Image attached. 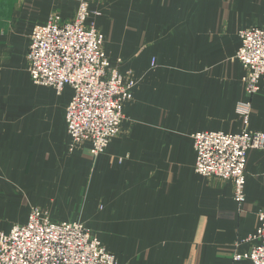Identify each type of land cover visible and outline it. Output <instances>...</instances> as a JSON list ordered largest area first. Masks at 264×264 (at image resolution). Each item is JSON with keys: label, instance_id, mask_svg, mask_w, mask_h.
Here are the masks:
<instances>
[{"label": "crops", "instance_id": "1", "mask_svg": "<svg viewBox=\"0 0 264 264\" xmlns=\"http://www.w3.org/2000/svg\"><path fill=\"white\" fill-rule=\"evenodd\" d=\"M81 1L0 0V234L39 209L81 223L118 264H254L237 256L264 209V149L247 152L241 206L232 182L195 171L193 135L264 132V82L250 97L236 59L264 0H91L112 67L137 79L122 134L96 158L89 143L69 150L73 89L35 85L27 64L34 28ZM107 1L131 7L119 18Z\"/></svg>", "mask_w": 264, "mask_h": 264}, {"label": "built area", "instance_id": "2", "mask_svg": "<svg viewBox=\"0 0 264 264\" xmlns=\"http://www.w3.org/2000/svg\"><path fill=\"white\" fill-rule=\"evenodd\" d=\"M89 3L82 0L73 18L53 13L38 24L27 52L28 72L35 85L61 94L66 87L74 96L66 111L69 150L89 143L93 158L103 154L111 139L122 133L125 104L133 100L135 82L113 68L104 45L105 36L88 25ZM236 59L243 65V83L251 97L264 82V27L240 32ZM124 120V121H123ZM195 171L206 178L233 183L236 202H245L246 156L250 149H264V132L240 134L199 132L193 135ZM256 232L248 238L251 249L237 259L264 264V209ZM0 264H118L99 238L79 222L53 221L35 209L26 224L0 234Z\"/></svg>", "mask_w": 264, "mask_h": 264}, {"label": "rangeland", "instance_id": "3", "mask_svg": "<svg viewBox=\"0 0 264 264\" xmlns=\"http://www.w3.org/2000/svg\"><path fill=\"white\" fill-rule=\"evenodd\" d=\"M88 1V3H89V11L91 12V10H90V4H91V0H87ZM112 4V3H111ZM105 6V5H104ZM131 7V5L130 4H127V3H118V2H115V3H113L112 5H110V2L109 1H107V3H106V7L105 8H107V11L108 10H110L111 11V14H115L117 17H119V18H121V12L122 11H124L125 9H127V8H130ZM76 14V13H75ZM91 14H92V12H91ZM90 14V15H91ZM111 16H113V15H111ZM74 17V16H73ZM88 21V20H87ZM88 24V23H87ZM89 25V24H88ZM90 25H92V24H90ZM98 29V28H97ZM98 30H100V29H98ZM101 32H102V30H100ZM103 33V32H102ZM104 34V33H103ZM105 36V35H104ZM106 43H107V37L105 36V45H104V50H105V48H106ZM177 53V56H181V52L180 51H178V52H176ZM110 60V59H109ZM111 62V61H110ZM122 63V61L121 60H118V64L120 65ZM111 64H112V62H111ZM116 68H118V70L121 72V74H123V76H125V78H126V76H128V75H130V77H132L133 79H134V82H135V87L137 86L136 84H137V79H136V75H135V73L132 71V70H128L127 72H123L122 71V69L121 68H119V67H116ZM31 78V77H30ZM134 87V88H135ZM133 94H134V90H133ZM72 100V99H71ZM133 101V100H132ZM131 101V102H132ZM130 103V102H129ZM126 104H128V103H126ZM126 104H125V107H126ZM125 107H124V109H125ZM124 120H126V117H125V112H124ZM123 120V121H124ZM125 122V121H124ZM124 124V123H123ZM122 128H123V125H122ZM122 134V133H121ZM120 134V135H121ZM118 137V136H117ZM116 138V137H115ZM113 139H111V141H112ZM81 147V146H80ZM80 147H77V148H80ZM77 150V149H76ZM107 150V149H106Z\"/></svg>", "mask_w": 264, "mask_h": 264}]
</instances>
